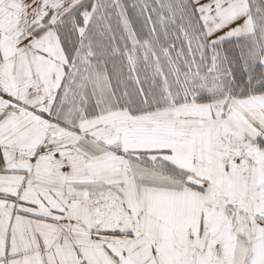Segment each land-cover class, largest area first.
Wrapping results in <instances>:
<instances>
[{
    "label": "snow or ice",
    "instance_id": "1",
    "mask_svg": "<svg viewBox=\"0 0 264 264\" xmlns=\"http://www.w3.org/2000/svg\"><path fill=\"white\" fill-rule=\"evenodd\" d=\"M0 264H264V0H0Z\"/></svg>",
    "mask_w": 264,
    "mask_h": 264
}]
</instances>
